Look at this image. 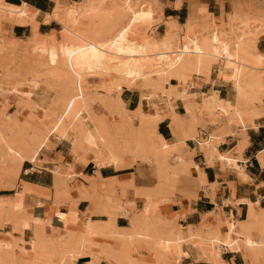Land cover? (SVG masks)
I'll use <instances>...</instances> for the list:
<instances>
[{
	"label": "bare ground",
	"instance_id": "obj_1",
	"mask_svg": "<svg viewBox=\"0 0 264 264\" xmlns=\"http://www.w3.org/2000/svg\"><path fill=\"white\" fill-rule=\"evenodd\" d=\"M120 1L114 0L112 5L118 6ZM129 2L130 0H124L123 4L127 5ZM100 3L97 0H84L74 6H58L50 18L61 25L62 32L47 39L37 34L28 39L32 50H42V53L38 54L39 58L44 52H50L47 50V47H50L53 63L58 64L66 74L72 73L80 62L84 65L95 63L107 69L108 74L104 73L107 76L110 75L109 73H115L117 77L109 85L114 90H118L122 84L135 86L137 81L142 79L145 81L144 87L147 91L140 93L136 109H126L119 96L110 95L111 89L106 91L105 95H100L86 93L80 87L77 93H72L64 87L58 89L51 97V115L55 116L53 118L55 125L68 129L73 134L74 145L77 146L85 163L87 158H90L98 164L103 158L102 155H105L108 164L116 165L117 151L120 147H124L132 153L151 154L157 163L167 165L165 170L171 175L174 173L172 169L178 170L184 162L179 156H172L173 164L165 163L169 151L175 147H182L186 138L195 137L198 132L196 127L203 120L204 114L208 115L211 123L225 124L235 121L234 123L244 127L246 122H251V119L257 116V108L262 109L264 63L256 58L255 39L252 37L259 31L260 26H252L250 31H246L239 25L241 19L245 20L246 17L253 19L254 15L248 16L241 6L242 3L235 4V7L225 14L227 22L223 28L212 19L194 32L191 29L193 22L197 19L207 21L209 17L204 11V6H201L204 12L201 13L200 10L191 12L184 24L186 27L184 41L175 38V41L163 43L161 46L147 44L144 37H141L143 41L129 43L126 33L119 36L108 35V38L102 39L94 21L98 16L97 6ZM0 11L11 18L20 19L21 22L33 21L35 14L29 9L15 8L1 1ZM87 17L89 21H85ZM227 28L232 29L228 31ZM24 60L25 64L29 62L32 65H40L39 59L31 61L24 58ZM212 74L216 76L218 82L232 85L235 98L233 103L228 104L219 99L216 90H212L206 96L202 94L192 96L193 94L183 90L175 95L168 92L169 81L185 84L192 81L193 77L208 81ZM35 90L37 93L34 92ZM38 90L43 93L39 86L31 88L30 91L14 93V102L23 118L34 115ZM174 97L182 102L183 115L173 112ZM195 98L198 100L194 101ZM55 106L58 110L56 108L53 111ZM94 108L109 110V119L113 120L116 117L122 119V127H118L112 121L110 123L112 134L106 137L100 136L91 126L92 121L96 119ZM164 116L169 117L175 138L171 144L163 140L155 129L156 122ZM17 119H19L17 116L6 115L2 119L3 122H0V158H9L12 164L9 172L14 176L17 175L22 161L36 164L35 158L27 156L20 148L10 149L8 146L5 137L8 135L6 126L9 122H16ZM133 120L138 122L135 127L132 126ZM18 132L21 135L25 134L28 141H33L32 131L20 127ZM88 139H91L90 145L86 143ZM210 143L214 144L215 141L208 139L201 145L211 147ZM213 148H206L207 153L214 154L221 160L223 156ZM73 176L68 175L67 179L71 180ZM20 198L21 195H18L10 209L13 212L20 208ZM75 205L76 202L71 204V210L65 216L64 223L76 219ZM115 205L104 196L95 204L94 213L105 215L106 221L83 220L78 230L69 231L61 228L58 233L53 232L48 241L39 232L35 233L32 238L25 241L27 245L25 252L30 256L26 260L16 259L13 252L16 246L15 233L20 228L29 227V222L25 221L28 216H25V220L14 219L11 232H3V236L0 237V264H70L82 255L91 258L86 264H99V258L104 259L107 264H131L125 258L101 248L103 238H117L121 231L129 236L128 246L133 253H139L137 250L139 243L153 245L149 258L152 264L158 262L162 253L170 264H179L180 258L188 251L209 258L213 264H220V253L231 251L240 243L237 228L242 224L222 219L220 221L215 219L212 227L201 225L195 228H177L161 235L149 229L148 214L145 213L143 216L129 217V227L118 229L114 224V219L118 215ZM90 213L86 216L88 217ZM260 219L253 227L258 230L260 244L249 237L241 241L247 256L259 253L264 255V219L261 222ZM35 223H38L37 219ZM224 226L227 227V233L221 230ZM250 260V264L256 263L252 262L256 259Z\"/></svg>",
	"mask_w": 264,
	"mask_h": 264
},
{
	"label": "crops",
	"instance_id": "obj_2",
	"mask_svg": "<svg viewBox=\"0 0 264 264\" xmlns=\"http://www.w3.org/2000/svg\"><path fill=\"white\" fill-rule=\"evenodd\" d=\"M0 1L15 8L23 7L29 9L35 13L31 22H21L20 19L11 18L8 15L4 17L5 20L0 21V36H3L6 40L25 42L32 38L34 34L42 37H52L59 34L61 25L51 20L50 16L58 6H74L84 0ZM145 1L151 5H154L156 2L160 6L163 21L173 19L179 25L185 23L190 11L194 7L200 8V6H204L206 12L209 15L211 14L213 20L221 19L223 22L227 20L224 15L231 11L237 3H242L241 6H243L244 11L246 10V5H248V8L252 12L264 10V0ZM179 16H181L182 21H180ZM0 80L1 85L6 86L8 84L2 81V76ZM9 83L11 84L12 82L9 81ZM192 83L191 85L189 82L184 84L186 87L189 86L188 92L190 94H208L212 90H216L218 98L223 102L231 104L235 100L233 90L230 89L231 93L226 90V86L231 87V84L218 82L214 74L209 76L208 81L194 78ZM119 97L126 109L137 108L140 99L137 90L124 86L121 89ZM195 99L194 101L198 100V98ZM261 106L262 109L257 108V116H254L251 122H246L244 127H241L238 123H234L235 121L225 124L219 122L211 123L208 115L204 114L207 115V120L203 117L201 123L196 127L198 132L195 137L186 138L185 144L179 147V152L177 151L176 153L190 160L187 168L188 176H186V180L183 182V186H181L185 188L186 194L179 195L177 193L174 196V204L169 207V211L176 213L177 223L183 229L188 227L195 228L201 225L209 226L215 222V219H218L217 221L221 219L230 220L242 224L240 228H237L240 243L235 249L220 253V264H250V259H256L252 261L253 263L256 262L255 264H264V255L262 253L247 256L244 252L243 242H241L248 237L257 244L261 242L258 237V230L253 227L258 224V219L262 217V220L264 219V96L261 98ZM15 107L11 94L4 87L0 88V115H5L6 111V115L13 116L12 111ZM173 112L179 115L184 112L181 101H175ZM14 116L16 117V115ZM2 119L3 117L0 118V122H3ZM161 119L158 120L159 122H156V132L163 140L171 144L175 138L172 134L169 117L164 116ZM206 122L214 126L217 125L218 129L215 131V136L211 135L209 138L213 137L214 139L211 140L215 141L214 144L210 143L209 146L211 147H203L201 145L204 143L211 129ZM212 145L217 153L223 156L221 160L216 158L214 154L210 155L207 153L208 149L213 148ZM68 150V142L65 139L50 140L48 149L41 155V159L44 162L40 166L31 164L28 161H22L17 175L11 174L13 176L11 187L0 188V211L4 212V206H8V209H11L16 197L21 195V210H30L31 215L35 218L47 219L48 224L45 226L47 233L51 232V227L60 230L62 223L55 214L56 212H63V216L70 209V205H68L67 210L65 204L54 202V185L57 182L55 183L52 169L60 165H62L63 171H66L69 167L71 168V172L74 174L73 179L85 185L93 183L90 186L94 185L96 188L98 187L104 191H107V188L103 187L101 183L114 179H131L135 187L151 186L143 172L135 171L134 165L119 168L117 164L96 165L91 160L84 164L73 163ZM197 178L200 182L196 180ZM126 199L133 200L134 202L133 206L127 207L131 211L142 206L141 198L135 197L132 189L127 190ZM74 209L77 212L78 223L83 220H107L106 216L101 214L92 213L87 217L86 215L89 212H93L95 208L86 199H78ZM262 220L260 219V222ZM114 222L118 229L129 227V222L125 216L117 215ZM248 223L250 224L249 228ZM11 230V223H3V220L0 219V237L3 236V232L9 233ZM221 230L223 233L228 232L225 226L221 227ZM15 237L20 238V235L16 234ZM185 256L180 258L179 264H213L209 258L203 255L201 257L197 256L191 251L190 253L188 251ZM90 261L91 258L89 256L82 255V257L79 256L70 264H86ZM99 264L107 263L105 260L100 259Z\"/></svg>",
	"mask_w": 264,
	"mask_h": 264
},
{
	"label": "rangeland",
	"instance_id": "obj_3",
	"mask_svg": "<svg viewBox=\"0 0 264 264\" xmlns=\"http://www.w3.org/2000/svg\"><path fill=\"white\" fill-rule=\"evenodd\" d=\"M101 2L97 6L98 16L95 18V25L99 32V35L102 39L108 38V35L119 36L120 34H127V41L129 43H135L143 41L141 37L145 38L147 44H152L156 46H161V44L175 41L177 38L179 41H184L186 27L184 24L179 25L175 20L168 19L167 21L162 20L161 8L155 2L154 5L148 4L145 0H130L129 4H123L124 0L120 1L118 6L112 5L114 0H97ZM129 8V9H128ZM201 8V6H200ZM200 8H192L191 12L198 11ZM246 7V12L248 16L253 15V19L246 17L245 20L241 19L240 26L246 31H250L252 26H260L259 31L254 33L252 36L255 39V55L256 58L261 60L264 63V10L261 9V12H251L250 9ZM264 9V7H263ZM202 12H206L200 10ZM189 13V14H190ZM207 13V12H206ZM251 14V15H250ZM211 15V14H210ZM209 15L207 21L205 19H197L193 22L191 29L195 32L198 29H201V25L212 21V17ZM225 16V15H224ZM259 16V17H258ZM261 16V17H260ZM4 17H7L6 14L0 11V21L5 20ZM180 21H182L181 16ZM189 17V15H188ZM187 17V18H188ZM227 18V17H226ZM259 18V20H256ZM87 17L85 21H89ZM187 20V19H186ZM221 28L224 27L227 20L223 22L220 20H214ZM161 22V23H160ZM164 22V23H163ZM232 29V28H231ZM231 29L227 28L228 31ZM253 31V30H252ZM62 32V29L59 30V33ZM54 36H58L54 35ZM52 36V37H54ZM49 37H45L47 39ZM32 45H29L28 40L25 42L6 40L3 36H0V77L2 76V81L7 82L6 86L0 84V88H5L12 96L14 102V93L30 91L31 88L36 86L41 87L40 93L38 90V96L35 98L37 107L34 115L29 117H22L21 113L18 112L17 107L12 111L13 115H16L19 119L16 122H9L6 126L7 134L6 140L10 149H19L26 154L27 156L33 157L36 160V166H40L44 161L41 159L44 151L48 149L50 145V140L56 141L59 139H65L68 142V151L69 156L72 159L73 163L84 164V160L81 158V153L78 150L77 146L74 145L73 134L68 130L64 129L61 126L55 125V116L51 115L52 105L51 97L57 92L60 88H67L69 92L77 93L78 87L84 90L86 93H95L100 95H105L106 91L111 89L110 95L119 96L121 89L128 87L130 89H135L140 93L146 92L144 87L145 81L139 80L136 82V85L132 86L129 84H122L118 90H114L109 87L112 84V80L117 76L115 73H109L107 76V69L103 68L95 63H86L85 65L80 62L78 67L70 72L69 74L64 73L58 64L53 63L51 58V48L47 47V50L50 52H44L42 57H38L39 53H42V50H32ZM30 49V50H29ZM259 50V51H258ZM24 58L29 60L39 59L40 65H32V63H23ZM106 73V74H104ZM194 78H191L190 85L193 84ZM1 81V80H0ZM12 82L11 84L9 83ZM79 85V86H78ZM168 92L170 94H178L179 91H188L189 86L186 87L184 84L176 83L175 81H169L168 83ZM181 86V87H180ZM183 86V87H182ZM226 86V90L230 92V89L233 90L232 85ZM77 87V88H76ZM180 87V88H179ZM106 88V89H104ZM171 88V89H170ZM179 89V90H178ZM178 90V91H177ZM34 92L37 93L35 90ZM51 92V93H50ZM112 92V94H111ZM196 95V94H195ZM194 94L192 96H195ZM207 94H202L206 96ZM231 95V94H230ZM234 95V93H233ZM191 96V97H192ZM50 97V98H49ZM50 100V102H49ZM173 108L174 103L177 100V97L173 98ZM57 107L53 108L55 111ZM58 110V108H57ZM56 110V111H57ZM96 119L92 121L91 126L93 131H96L100 136L106 137L110 133L112 134V129L110 123L114 121L115 125L122 127V119L116 117L115 119H109L110 112L106 109H93ZM183 115V113L181 114ZM6 116L0 115V118ZM52 117V118H51ZM207 120V115L203 116ZM101 122V124H100ZM99 124V126H98ZM208 126L211 127L210 131L207 134V138L204 140V143L208 141L211 135L215 134L217 131V125H211L209 122H206ZM138 125L137 120H133L132 126L135 127ZM21 128H26L34 134L33 141H28V138L25 134H19ZM208 128V127H207ZM201 128V129H207ZM18 132V133H17ZM215 136V135H214ZM117 139V138H116ZM211 139H214L211 137ZM91 139L86 141L87 144H91ZM118 140V139H117ZM179 147L172 148L169 151V156L167 157L165 163L168 165L173 164L172 156H179L183 160V165L178 167V170L172 169L173 174L168 175L165 170L166 164H159L156 162V159L151 154H137L129 152L127 148L120 147L116 154L117 167H130L134 165L135 171L143 172L147 177L149 185L147 187H135L131 179L125 180H109L102 182L103 187L107 188V191L100 190L96 188L93 183L85 185L76 179H67L68 175H74L71 172L69 167L66 171L62 170V165L52 169L55 177L54 185V202L57 204H65L68 210V205L73 202H76L78 199H86L89 203L95 204L101 200L104 196H107L112 204H116L115 207L118 211V215L125 216L127 220L129 217L134 215L143 216L145 213L148 214V223L149 229L165 235L167 232L173 229H183L176 221L177 215L174 212L169 211V207L174 204L175 195H185L186 190L182 188L183 182L188 176V165L189 159H186L181 154H176ZM7 152V151H6ZM103 158L100 163L96 164L92 159L87 158V161L91 160L96 165L108 164L105 158V155H102ZM86 161V162H87ZM12 167L9 158L2 157L0 158V188H10L13 180V176L9 172V169ZM170 171V170H169ZM198 182V178L196 179ZM73 181V183H72ZM95 189H91L90 187ZM89 187V188H87ZM138 188V189H136ZM128 189H132V192L135 197L141 198V205L138 209H133L132 211L127 208L133 206V200L126 199V193ZM96 190V191H95ZM188 194V192H187ZM18 197H16L17 199ZM15 199V201H16ZM15 201L13 205L15 204ZM12 208V207H11ZM68 211V212H69ZM67 212V213H68ZM93 212L90 214L94 213ZM63 212H56L55 216L60 219L62 225L61 228H65L69 231L78 230L81 224L78 223L76 217L75 220H72L68 223H64L65 213L62 216ZM95 214V213H94ZM25 216L26 220H25ZM24 219L28 221L29 227L20 228L16 233L20 235V238H15V247H14V256L16 259H29L30 256L25 251H27V245L25 241L28 238H32L35 233H40L46 241L49 240L51 234L58 233L60 230L55 227H51V232L47 233L45 231V226H47L48 221L45 218L39 219L31 215L30 210L24 211L20 208L18 211L13 212L8 209V206H4V212L0 211V219L3 220V223L9 222L13 226L14 219ZM30 219V220H28ZM37 219L38 223H35ZM31 222V223H30ZM2 223V222H1ZM208 227H212V224ZM130 238L126 235L125 232H120L119 235L113 238L105 237L101 241V248L103 250L109 251L113 255H117L121 258H125L127 262L131 264H152L149 260L150 258V249L152 244L139 243L137 250L139 253H133L128 246ZM24 250L23 252H21ZM99 251V249L97 250ZM23 253V254H22ZM102 259V258H99ZM104 260V259H102ZM132 261V262H131ZM33 264V263H30ZM156 264H170L168 259L162 253L159 255L158 262Z\"/></svg>",
	"mask_w": 264,
	"mask_h": 264
}]
</instances>
